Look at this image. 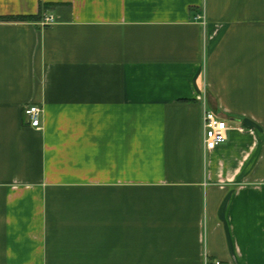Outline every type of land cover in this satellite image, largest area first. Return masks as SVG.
Returning <instances> with one entry per match:
<instances>
[{
    "label": "crops",
    "instance_id": "1",
    "mask_svg": "<svg viewBox=\"0 0 264 264\" xmlns=\"http://www.w3.org/2000/svg\"><path fill=\"white\" fill-rule=\"evenodd\" d=\"M40 12L0 19V264H264V0H0Z\"/></svg>",
    "mask_w": 264,
    "mask_h": 264
},
{
    "label": "built area",
    "instance_id": "2",
    "mask_svg": "<svg viewBox=\"0 0 264 264\" xmlns=\"http://www.w3.org/2000/svg\"><path fill=\"white\" fill-rule=\"evenodd\" d=\"M197 19L201 21L203 25H206L207 19L205 15H198ZM56 18L52 15L45 16L43 22L45 24H53ZM199 99L203 102V114H202V124H203V150L205 152L211 151L216 147L225 143L228 139V132L231 126L228 124L227 120L216 112L210 110L206 106V96L202 94ZM43 109L39 105L30 104L25 107V115L28 118L32 127L36 129L42 128V116ZM242 128V127H241ZM206 264H223L219 260H215L212 263L207 261Z\"/></svg>",
    "mask_w": 264,
    "mask_h": 264
},
{
    "label": "trees",
    "instance_id": "3",
    "mask_svg": "<svg viewBox=\"0 0 264 264\" xmlns=\"http://www.w3.org/2000/svg\"><path fill=\"white\" fill-rule=\"evenodd\" d=\"M46 5L47 4H45L44 6H46ZM41 17H42V14L40 12V14H38V15H30V16H27V15L26 16H24V15H19V16H1L0 19L1 20H38V19H41Z\"/></svg>",
    "mask_w": 264,
    "mask_h": 264
}]
</instances>
